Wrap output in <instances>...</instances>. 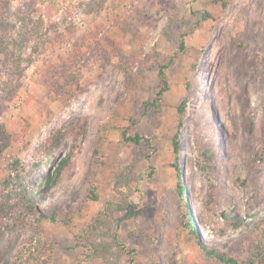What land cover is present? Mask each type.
Instances as JSON below:
<instances>
[{"label":"rangeland","instance_id":"obj_1","mask_svg":"<svg viewBox=\"0 0 264 264\" xmlns=\"http://www.w3.org/2000/svg\"><path fill=\"white\" fill-rule=\"evenodd\" d=\"M28 9L30 30L44 17L22 50L32 64L23 62L20 74L0 53V124L17 137L0 154V203L6 164L18 158L31 171L28 189L38 191L37 213L70 222L38 227L25 209L9 225L3 220L0 244L12 247V264L40 236L52 246V264H221L199 242L246 257L252 230L264 227V0H0V35L18 37ZM183 34L186 49L177 54ZM168 63L162 108H145ZM186 98L176 159L172 138ZM132 118L131 132L150 136L154 150L123 142L115 128ZM73 120L49 153L50 137ZM69 154L58 183L44 188L47 172ZM92 184L98 201L84 199ZM107 202L119 210L95 220ZM127 204L135 216H127ZM92 246L101 254L89 258Z\"/></svg>","mask_w":264,"mask_h":264},{"label":"trees","instance_id":"obj_2","mask_svg":"<svg viewBox=\"0 0 264 264\" xmlns=\"http://www.w3.org/2000/svg\"><path fill=\"white\" fill-rule=\"evenodd\" d=\"M225 4V3H224ZM32 5V4H29ZM3 8V6L1 7ZM204 19L210 18L211 15L209 12L204 11L202 14ZM20 18L22 19V24H25L24 29L22 32L19 33L18 37H11L10 39H6L5 36L0 35V53L5 55L6 59L11 61L13 66L17 67V70L20 72V74L23 73V71L27 68V65H22L23 62H26L27 64H32L33 57L32 54H30L29 57H24L23 48L30 42L31 37L33 36L34 29L38 30L37 23L40 25L44 22V17L42 16L39 21H36L35 27L29 29L30 25L32 24V18H31V11H25L22 12V15H20ZM186 49V43H185V34L181 37V42L177 51L178 53L184 52ZM34 52V50H33ZM174 56L171 57L170 63L173 62ZM74 63L69 64L71 66ZM161 65L159 68V76H160V84L156 93V97L152 99L151 101H148L145 103V108H148L150 106L154 107L157 110H160L162 108V99L166 91L169 90V82L167 79V69L169 64ZM200 63V58L196 60V62L191 66V69L193 72H195L198 68V65ZM65 64V63H63ZM66 65V64H65ZM65 68H67L65 66ZM65 78L68 77V74H66V71L64 72ZM190 88V83L188 85ZM188 98L183 100L181 104L178 107L177 117H178V126L177 131L173 135V152L175 153L176 159L179 157L180 152V142L182 138V129L184 127V118L187 112V102ZM114 119V117H113ZM131 123H128L127 125L118 126L115 129L119 130L122 136L123 142H133L135 144H147L152 150H154L153 147V140L150 136L140 134L138 132H131V128L133 124L136 122L135 119H130ZM76 122L73 120L71 122H68L67 124H64L63 126L56 129L55 133L50 137V145L48 146L49 153L53 152L56 148H58L62 142L64 141L65 137L70 133ZM112 124V123H110ZM116 125H108V128H114ZM80 130L83 135L87 134V124L84 123ZM16 134L11 131L8 126L5 123L0 124V154L3 153L4 150H6L11 143L16 140ZM95 153H98V149H95ZM208 153H206V156ZM72 154L67 155L66 157L61 158L57 166L55 167L54 172L48 171L45 176V185L44 188L49 189L51 186H54L58 183V181L61 178L62 171L71 163ZM148 159H150V155L147 156ZM95 161L102 164V161H100L99 158H95ZM177 172V179L179 182H181L183 175L181 168L176 162L173 165ZM31 175V171H26L25 167L22 165V162L20 159L16 158L12 162H8L6 164V167L3 172V186L7 191V197L6 199L0 203V224L3 222V220H7L8 222L6 225H9L11 219L18 220L23 209L26 210V212L32 214L35 216L36 223L38 224V227L40 226V223L43 220H49L52 222H61V223H68L70 222V219H66L59 215V213H51V214H44V213H37L36 211V205H35V199L37 197L38 191H34L32 189H28L27 187V179ZM180 187V194L184 197L186 196L185 189L183 185H179ZM85 200H92V201H98L100 199L99 195V189L98 186L95 184H92L85 195ZM19 210V211H18ZM119 210V206L116 205L113 202H107L104 209L100 212H98L95 216V220H104L111 216V214L115 211ZM127 216H135L138 211L132 210V205L127 204L126 206ZM186 227L193 231L194 228L197 227V224L195 222L194 217L188 213V219L186 221ZM221 235H224V233H221ZM115 241L122 247L125 248V245L121 243L118 240V235H115ZM82 238V239H80ZM87 242L86 236H80L77 238L78 245L85 244ZM200 247L203 249L204 254L212 259L217 260L221 264H264V227H257L254 230H252L251 238L249 239V247H248V254L246 257L238 259L230 255H226V253H221L217 249L207 247L200 243ZM12 248V247H11ZM11 248L10 250H7V247L5 245L0 244V261L2 264H12L11 259ZM93 249L94 247H90V249ZM88 257L91 258V255L94 256L101 254L99 251V248H94L92 250ZM131 254L135 253V250H130ZM131 262L133 261V257H131ZM42 262L52 264L53 262V250L51 244L42 236L38 239V244L35 246H29L26 251H22L20 255V264H40Z\"/></svg>","mask_w":264,"mask_h":264}]
</instances>
